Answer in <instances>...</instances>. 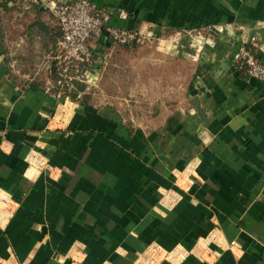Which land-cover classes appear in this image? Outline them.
Returning <instances> with one entry per match:
<instances>
[{
  "label": "crops",
  "instance_id": "1",
  "mask_svg": "<svg viewBox=\"0 0 264 264\" xmlns=\"http://www.w3.org/2000/svg\"><path fill=\"white\" fill-rule=\"evenodd\" d=\"M91 1L154 35L246 24L198 44L181 103L136 122L46 90L56 19L1 1L0 264H264V82L235 60L252 36L264 59V0Z\"/></svg>",
  "mask_w": 264,
  "mask_h": 264
},
{
  "label": "rangeland",
  "instance_id": "2",
  "mask_svg": "<svg viewBox=\"0 0 264 264\" xmlns=\"http://www.w3.org/2000/svg\"><path fill=\"white\" fill-rule=\"evenodd\" d=\"M241 21L231 26L227 25L231 20L214 22L204 27L207 30L174 29L155 35L152 32L142 42L130 45L106 38L110 46L101 50L94 48L90 73L74 81L67 90L69 98L99 105L111 102L129 121L144 122L155 111L161 108L165 111L181 103L194 67L192 51L198 44H206L207 37L221 36L224 46L228 41L225 38L231 37L225 33L227 28L243 30L241 26L246 22Z\"/></svg>",
  "mask_w": 264,
  "mask_h": 264
},
{
  "label": "built area",
  "instance_id": "3",
  "mask_svg": "<svg viewBox=\"0 0 264 264\" xmlns=\"http://www.w3.org/2000/svg\"><path fill=\"white\" fill-rule=\"evenodd\" d=\"M2 0H0L1 2ZM40 2L56 19L60 36L51 50L45 55L41 66L54 74L53 84L46 90L55 89L58 94L69 96L74 81L82 80L89 72L94 49L91 38L105 32L112 42H142L152 34L133 28H124L109 22L111 11L91 0H32ZM255 37L251 44L240 47L235 60L244 75L264 82V59L253 53L256 47ZM264 180V173H263Z\"/></svg>",
  "mask_w": 264,
  "mask_h": 264
},
{
  "label": "trees",
  "instance_id": "4",
  "mask_svg": "<svg viewBox=\"0 0 264 264\" xmlns=\"http://www.w3.org/2000/svg\"><path fill=\"white\" fill-rule=\"evenodd\" d=\"M8 0H2V2H1V5L2 4H5L6 2H7ZM37 5V4H36ZM39 6V5H38ZM59 36H60V34H59ZM119 43V42H118ZM134 43H136V42H124V43H122L123 45H130V44H134ZM71 95V94H70ZM74 95L75 94H73V95H71V97H74Z\"/></svg>",
  "mask_w": 264,
  "mask_h": 264
},
{
  "label": "water",
  "instance_id": "5",
  "mask_svg": "<svg viewBox=\"0 0 264 264\" xmlns=\"http://www.w3.org/2000/svg\"><path fill=\"white\" fill-rule=\"evenodd\" d=\"M220 3H222L224 6H226L229 9H232V7L229 5V3L226 0H218Z\"/></svg>",
  "mask_w": 264,
  "mask_h": 264
}]
</instances>
